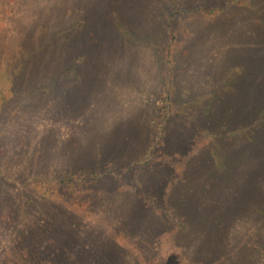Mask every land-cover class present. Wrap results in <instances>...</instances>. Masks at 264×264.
<instances>
[{"label":"rangeland","instance_id":"rangeland-1","mask_svg":"<svg viewBox=\"0 0 264 264\" xmlns=\"http://www.w3.org/2000/svg\"><path fill=\"white\" fill-rule=\"evenodd\" d=\"M0 264H264V0H0Z\"/></svg>","mask_w":264,"mask_h":264}]
</instances>
